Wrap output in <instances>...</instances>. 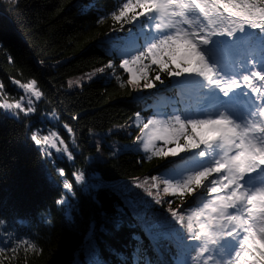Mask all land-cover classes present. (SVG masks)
<instances>
[{
  "label": "trees",
  "instance_id": "trees-1",
  "mask_svg": "<svg viewBox=\"0 0 264 264\" xmlns=\"http://www.w3.org/2000/svg\"><path fill=\"white\" fill-rule=\"evenodd\" d=\"M123 2L0 0V82L5 92L12 98L13 80L36 79L44 93L37 115L57 113L61 123L74 129L77 141L74 160L45 158L30 139L32 118L0 109V219L4 221L0 247L10 248L21 240L38 247L35 252L21 246L15 254H0V260L9 257L4 264H144L145 260L171 264L177 254L176 245L168 241L157 251L124 203L136 196L152 198L141 188L133 187L131 194L123 189L145 180L148 188L153 175L164 176L162 165L167 160H148L150 153L136 149L140 132L131 126L135 114L148 118L192 110L189 95L194 93L183 87L185 79L169 81L166 76L164 85L151 90L136 92L127 85V74L118 67L119 53L127 30L139 33L140 29L125 25L124 31L114 30L119 25L110 14ZM109 60L117 65L114 74L108 69L89 79ZM115 75L121 79L117 81ZM74 79L84 80L70 89ZM158 102L163 104L156 107ZM59 168L73 182L75 195L69 206L56 203L62 193L66 195ZM78 169L85 173L86 188L76 185L71 175ZM159 192L164 201H171L153 205L161 215L184 203L162 189ZM197 199L185 197V207H194Z\"/></svg>",
  "mask_w": 264,
  "mask_h": 264
},
{
  "label": "snow or ice",
  "instance_id": "snow-or-ice-1",
  "mask_svg": "<svg viewBox=\"0 0 264 264\" xmlns=\"http://www.w3.org/2000/svg\"><path fill=\"white\" fill-rule=\"evenodd\" d=\"M110 15L119 25L115 31H124L125 25L140 29L139 33L127 30L119 53L118 67L127 74L126 83L133 91L164 85L163 76L169 81L194 78L202 82L197 89L201 105L209 102L195 108V115L189 109L148 118L135 114L131 126H138L140 132L135 143L150 153L146 159L194 153L209 162L179 180L153 175L148 188L147 180L125 185L124 192L141 188L152 200L136 196L124 203L157 251L163 241L176 245L171 264H264V0H124ZM102 22L103 18L98 21ZM116 67L109 60L89 79L108 69L114 74ZM115 79L121 77L115 75ZM12 83L29 98L26 103L23 96L4 99L0 109L13 115L34 114L37 108L31 98L40 101L44 95L38 81L16 79ZM4 90L0 82V97L7 95ZM217 101L230 103L218 107ZM63 127L72 136L74 129L68 124ZM30 139L45 158H51L55 150L69 161L75 159L56 132L40 135L38 130ZM57 173L62 188L74 196L65 170L59 168ZM71 175L76 185H85L82 170ZM161 185L164 194L184 201L178 208H167V215L153 208L171 203L160 196ZM198 191L203 201L185 208V197H196ZM66 202L63 193L56 201L57 205ZM117 212L123 215L124 209L117 208ZM21 246L38 251L36 243L21 240L10 248L0 247V254H15ZM8 259L5 256L0 264Z\"/></svg>",
  "mask_w": 264,
  "mask_h": 264
},
{
  "label": "rangeland",
  "instance_id": "rangeland-1",
  "mask_svg": "<svg viewBox=\"0 0 264 264\" xmlns=\"http://www.w3.org/2000/svg\"><path fill=\"white\" fill-rule=\"evenodd\" d=\"M9 1H16V0H9ZM96 76H99V75H96ZM82 80H84V79L72 80L70 89H75L77 87H80L82 84ZM77 81L79 83H77ZM185 83L187 85H191L192 79H187ZM12 85L14 86L16 93L13 95L12 98H9L10 96H8V94L0 97V102H3L4 99L11 100V99H17V98H20L21 96H23L25 98V103H26L27 99L29 98L28 94L25 93L22 89H19L18 86L15 85L14 83H12ZM31 99H33L36 108H38V104L40 101H35L34 97H32ZM206 102L209 103L208 101H206ZM161 105H162V102H158L155 104V106H157V107H160ZM195 106H197V105H195ZM217 106L218 107H224V101H217ZM53 114H55V115H53ZM195 114H196V112L192 113V115H195ZM199 114L204 115V112L201 111ZM36 115H37V111L34 114L28 116V117H31L33 120V123L31 126L32 133L37 132L38 130H39L40 135H48L50 132H56L60 138L65 140V142L69 145L71 151L74 154L75 150L77 149V141L75 139V135H74V133L72 134V136L69 135L67 130L63 127L64 124L60 122L58 114L57 113H42V114H38L37 116ZM159 115H163V114H159ZM139 135H140V133H139ZM73 140H75V144L72 143ZM135 147L139 151L144 152L142 144L137 145L135 143ZM57 157L67 159L66 154H62V153L58 154L55 152V150H52V156L49 159L54 160ZM208 162L209 161H207V160H201L200 158L196 157V155L194 153H188V155H187V153H185V154H182L181 156H178V157H169L165 161V163L162 165L163 167H162L161 173L162 172L164 173L163 178L172 179V180H179L184 176L185 173L195 171L198 168L202 167L205 163H208ZM87 184H88V181L86 179L85 185H80V186L86 188ZM162 188H163V186L161 185L160 189H162ZM162 193H163V190H162ZM71 196H73V195L66 192L65 197H66L67 202L64 203L66 206H69V203H71L70 202ZM166 196L169 197V195H166ZM170 197H172V196H170ZM185 208H187V207H185ZM188 208H194V207L191 206V204H189Z\"/></svg>",
  "mask_w": 264,
  "mask_h": 264
}]
</instances>
